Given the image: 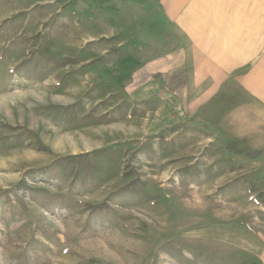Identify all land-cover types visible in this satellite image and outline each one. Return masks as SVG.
Wrapping results in <instances>:
<instances>
[{
    "label": "rangeland",
    "instance_id": "1",
    "mask_svg": "<svg viewBox=\"0 0 264 264\" xmlns=\"http://www.w3.org/2000/svg\"><path fill=\"white\" fill-rule=\"evenodd\" d=\"M252 1L250 63L155 128L143 9L162 0H0V264H264Z\"/></svg>",
    "mask_w": 264,
    "mask_h": 264
},
{
    "label": "crops",
    "instance_id": "2",
    "mask_svg": "<svg viewBox=\"0 0 264 264\" xmlns=\"http://www.w3.org/2000/svg\"><path fill=\"white\" fill-rule=\"evenodd\" d=\"M252 2L162 0L143 9L153 10L144 25L148 41L158 45L140 98L151 100L155 128L173 115L189 119L214 105L235 67L250 63L253 51L244 49L243 43L246 25H251Z\"/></svg>",
    "mask_w": 264,
    "mask_h": 264
}]
</instances>
